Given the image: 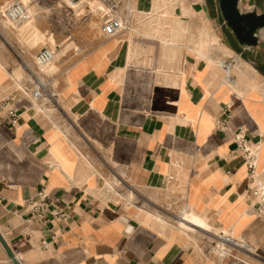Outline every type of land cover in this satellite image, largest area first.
Listing matches in <instances>:
<instances>
[{
  "label": "crops",
  "instance_id": "1",
  "mask_svg": "<svg viewBox=\"0 0 264 264\" xmlns=\"http://www.w3.org/2000/svg\"><path fill=\"white\" fill-rule=\"evenodd\" d=\"M99 1L127 21L43 75L50 105L0 57V264H264V29L240 44L219 0Z\"/></svg>",
  "mask_w": 264,
  "mask_h": 264
},
{
  "label": "rangeland",
  "instance_id": "2",
  "mask_svg": "<svg viewBox=\"0 0 264 264\" xmlns=\"http://www.w3.org/2000/svg\"><path fill=\"white\" fill-rule=\"evenodd\" d=\"M18 1H21L27 9V19L20 23L10 21L6 17L5 11L11 2L2 10L1 7L4 5H0V57L3 62H10L6 66L20 69L25 80L33 83L34 87L35 78L47 82L48 79L43 75L52 77L57 69L56 64L66 65L73 58L86 53L96 38L105 37L103 32L105 21L119 17L123 24L127 21L125 15L128 11H125L118 1H108L111 8L105 7L99 0H89L87 4L85 0H81L72 5L66 0ZM79 7L86 10L79 14L77 11ZM35 25L41 26L47 36ZM85 26H88V32L84 31ZM28 27L35 31L33 35L26 33ZM25 41L34 47L46 45L52 49L54 58L51 63L46 66L36 65L35 54L38 50L35 53L28 52L23 47V45L26 46ZM74 45V52L69 55L68 47ZM51 86H53L52 79ZM40 100L50 105L48 98Z\"/></svg>",
  "mask_w": 264,
  "mask_h": 264
},
{
  "label": "built area",
  "instance_id": "3",
  "mask_svg": "<svg viewBox=\"0 0 264 264\" xmlns=\"http://www.w3.org/2000/svg\"><path fill=\"white\" fill-rule=\"evenodd\" d=\"M69 3H78L81 0H66ZM6 16L10 20L16 23L23 22L27 19V9L21 1L13 0L6 9ZM122 23L118 18H112L104 22L103 32L105 37H111L122 29ZM53 59V51L47 47L41 48L35 54L36 65L44 66ZM35 87L31 91L30 95L33 100H40L42 98H50L51 94L48 90L47 82H43L35 78ZM8 115L10 122L15 124L18 119L15 110L9 109ZM30 217L31 222H42L46 218L48 208L51 204L48 193L40 190L36 193L35 197L30 200ZM58 217L65 219V214L58 212ZM223 241L228 244H235L229 237H224Z\"/></svg>",
  "mask_w": 264,
  "mask_h": 264
},
{
  "label": "water",
  "instance_id": "4",
  "mask_svg": "<svg viewBox=\"0 0 264 264\" xmlns=\"http://www.w3.org/2000/svg\"><path fill=\"white\" fill-rule=\"evenodd\" d=\"M219 8L227 26L232 30L238 42L246 46H256L259 41V31L264 29V12H242L239 0H219ZM14 264H19L8 250Z\"/></svg>",
  "mask_w": 264,
  "mask_h": 264
},
{
  "label": "bare ground",
  "instance_id": "5",
  "mask_svg": "<svg viewBox=\"0 0 264 264\" xmlns=\"http://www.w3.org/2000/svg\"><path fill=\"white\" fill-rule=\"evenodd\" d=\"M85 1H86V4H87L89 0H85ZM72 4H75V3H71V5H72ZM85 10H86V9H84V8H82V7H79L77 11H78L79 14H80V13H83ZM6 17H7V16H6ZM7 19L10 20L9 18H7ZM10 21H12V20H10ZM211 43H212V42H211ZM49 49H50V48H49ZM51 50H52V49H51ZM220 50H221L224 54L227 52V51H226L227 49H225L224 47H220ZM52 51H53V50H52ZM53 58H54V53H53ZM52 60H53V59H52ZM52 60H51V61H52ZM51 61H50L48 64H46V65H49V64L51 63ZM222 63H223V62L221 61V64H222ZM224 63H225V62H224ZM46 65H44V66H46ZM39 66H41V65H39ZM229 67H230V64L226 62V63H225V68H226V70H229ZM227 74L229 75V72H228ZM229 76H230V75H229ZM53 81H54V80H53ZM54 84H55V83H54ZM221 245H222V244L219 245V248L222 247Z\"/></svg>",
  "mask_w": 264,
  "mask_h": 264
},
{
  "label": "trees",
  "instance_id": "6",
  "mask_svg": "<svg viewBox=\"0 0 264 264\" xmlns=\"http://www.w3.org/2000/svg\"><path fill=\"white\" fill-rule=\"evenodd\" d=\"M260 72L264 75V69H260Z\"/></svg>",
  "mask_w": 264,
  "mask_h": 264
}]
</instances>
